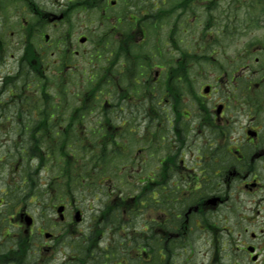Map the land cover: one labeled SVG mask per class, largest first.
<instances>
[{
  "label": "flooded vegetation",
  "instance_id": "af4514ba",
  "mask_svg": "<svg viewBox=\"0 0 264 264\" xmlns=\"http://www.w3.org/2000/svg\"><path fill=\"white\" fill-rule=\"evenodd\" d=\"M192 1L0 0V104L11 96H23L19 99L23 103L21 113H34L29 116L33 123L19 127L17 136L52 139L60 145L63 141L59 135L64 133L71 139L67 146L73 151L90 154L91 148L83 146V141L94 135L100 145L91 153L98 156L87 161H103V166L111 145H122L119 149L125 151L113 156L117 166L126 161L129 165V174L122 175L120 181L132 190L130 226L121 229L130 235L118 238L117 245L123 248L116 252L115 230L102 229L101 233L94 227L93 218L86 236L85 264H190L186 251L201 248L206 254L212 251L201 264H232L234 255L241 258L234 264H264V66L258 67L261 58L264 60V34L258 33L264 25V0H243L244 13H236L234 22V13L229 14V40L244 41L236 46L241 50L235 52L232 61L242 55H256L254 62L247 58L237 73L260 77L252 83L257 89L250 84L235 85L229 93V72L234 71L228 68L220 116L211 93H201L202 99L195 92L194 76L202 72L199 61L186 62L191 58L182 53L167 58L163 67L154 68L148 60L145 65L143 61L138 64L137 43L150 36L149 22L165 19L169 11L176 14L183 10L179 17L194 13ZM209 2L204 3L212 8L214 3ZM191 20L189 16L185 22ZM45 60H53L54 66ZM26 75H34L33 87L41 91L40 97L24 98ZM90 89L107 90L111 97L116 91L143 90L144 94L124 106L119 100L104 98L93 125L84 99L55 98L59 90ZM184 104L196 105L199 120L195 140H203L202 146L189 147L188 154L181 146L168 143L170 136L181 138L184 126L179 118ZM184 112L191 117L190 111ZM223 118L228 145L234 137H239V143L228 146L229 161L219 167L224 160L218 156L213 139ZM28 179L22 172L13 180L18 182L0 188V215L10 206L18 207L8 200L15 192H25ZM13 181L9 177L8 182ZM234 191L247 195H234ZM65 197L70 203L74 201L69 195ZM102 213L101 219L105 217ZM25 214H29L26 207L12 214L14 225L25 236H19L12 248L17 252L3 264H22L17 257L20 252L28 255L25 264H39L46 259L43 254L56 245L58 236L54 234L50 237L53 245L43 244L36 237L44 230L35 229V218L26 230ZM105 233L109 234L108 241L102 242L99 239L102 235L104 240ZM110 234H114L113 240ZM227 249L229 262L225 263ZM9 251L4 253L12 255ZM62 264L70 263L65 260Z\"/></svg>",
  "mask_w": 264,
  "mask_h": 264
},
{
  "label": "rangeland",
  "instance_id": "374dc122",
  "mask_svg": "<svg viewBox=\"0 0 264 264\" xmlns=\"http://www.w3.org/2000/svg\"><path fill=\"white\" fill-rule=\"evenodd\" d=\"M221 1L219 4V7L217 8V11L213 12L214 16H216L217 20L214 21L215 25L212 27H209L207 33L205 25V18H207V12L205 10L197 9L196 13L199 18L200 23L195 24V36L196 38H193L191 35H189L190 39L187 41V47H190V51L193 52L195 50L194 46H201V49L203 45H205V42L210 41V37L218 36L223 39L220 42L219 46H215V51L213 52V55L215 56V61L213 62L214 65L209 67L208 63L201 62L202 72L198 73L197 75H193L196 79L197 86L199 84L208 83L210 84H220V91L218 92L217 98L225 99V91L224 87L226 84V76L225 74H222L223 71L228 68L229 65H236L238 66L240 64L241 66H244L241 59L237 61H231L229 59V56H233L235 52L240 50L239 48L233 47V45L226 47V41H227V35L225 34L224 30L226 26V9L225 4L226 1ZM186 17H181L177 19V27L174 29L171 25L161 26L159 29V23L161 22L160 19H154L149 22V24L152 26L150 28V32L153 31L154 38L151 35L152 32L149 34L152 36H149L147 39L148 45L146 46V49L148 50L150 47L153 46V52L154 54L162 53L160 58L164 59L169 58L170 56L177 57L179 55V47L183 48L185 50H189L187 47L185 48V44L181 42H174L169 37V34H171L173 31H175V34H178L176 32L178 30L179 23L184 20ZM172 20V23L174 24V17L170 18ZM221 23V24H220ZM171 29V30H170ZM159 30V31H158ZM170 30V32H169ZM206 33V37L202 38L201 40H198V38L201 36L200 32ZM159 32V33H158ZM212 33L211 36H209V33ZM264 32V31H263ZM163 37H159V35ZM168 35V36H167ZM171 36V35H170ZM226 36V37H223ZM169 37V38H168ZM198 37V38H197ZM184 37H181L180 40L182 41ZM166 39V40H164ZM139 42V41H138ZM144 42V41H143ZM209 43V42H207ZM209 49V48H208ZM144 51V49H143ZM205 49L201 50V53H204ZM207 53H209V50H207ZM156 63H161L159 61H156ZM219 64V65H218ZM200 74V75H199ZM232 75H229V86H231V79ZM230 90V87H229ZM234 90V88L232 89ZM216 97V96H215ZM213 96V98H215ZM216 98V99H217ZM215 99V100H216ZM20 109V104L17 102H13L10 106L3 107L0 105V125L6 122L7 125H12V127H16L18 124V121L21 120L20 116L17 114L18 110ZM94 114V113H92ZM7 116L10 117V120H7ZM22 120H24L22 118ZM240 122H243L242 118L239 120ZM12 128H7L6 130H11ZM190 126L186 127V131H189ZM12 132V131H10ZM187 144L191 145V147L194 146H202V140H195V138L192 135V132L186 136ZM16 141L15 138H0V153H2L9 145L13 144V142ZM168 143H171L170 139H168ZM229 143H231L229 141ZM172 144V143H171ZM218 146H226L227 140L221 139L217 141ZM38 149V148H37ZM185 153L187 154V150H185ZM72 154V153H71ZM47 153L42 152L41 153V160L39 161L40 167L35 168V164L37 161L31 163L30 161L26 162V169L23 170H17V168H8L0 166V188L5 187V185H13L14 183L18 182V180H15V177H19L20 173L22 171L28 173L31 177L28 179L29 185L31 189L34 192V195H37V199L32 198V196H28V190L23 193H21V196L19 198L18 195H14L9 199L8 201L11 202V205H18V207L10 206L8 209V212L5 213V215L0 219V252H6L9 249H12L16 245V241L19 238L20 235H22V232L18 231V228L14 226V221L10 220V217L13 213H17L18 209L20 207L27 208L28 212H30L35 218H36V227L38 228L40 225L43 226L48 231H51L58 235V240L55 242L56 245H53V241H48L43 233H36V237L41 240L43 244H51L53 245V249L49 252H45L44 258L42 259L39 264H62L65 260L72 261L73 258L75 261H78V258L82 257V246L85 242V237L87 233L89 232V227L92 226V220L93 216H96L99 213L101 202H104L103 195L104 193L101 191V188L98 187V184L94 183V185H91V187L88 185V179L85 175H83L82 170H74L72 171V177L68 175H64V168L67 166L65 160H63V164L61 167L56 165L54 161L52 162V159L54 155H51L50 157H47ZM222 158L224 160L223 164H227L229 161V154L223 153ZM68 172L71 171L68 169ZM68 172H65L69 174ZM10 175V176H9ZM93 176L97 177V173H94ZM10 180L13 182H8ZM108 189V187H105ZM125 189V188H124ZM74 191V200L75 203L73 206H77L83 213V216L85 220L83 222L77 223L74 222L73 225L68 226L67 222H61L58 218V215L55 212L54 207L58 205L59 203L65 202L64 198L60 199L58 197V192L62 193L64 191ZM116 194H120L124 191H119L113 189ZM126 193V192H125ZM25 195V198L23 196ZM234 195H245L242 194L240 191H234ZM249 195H255V193H251ZM257 197V196H256ZM246 198V197H245ZM245 198H241L243 201L248 200ZM254 200V199H249ZM69 212L71 213L72 208L69 207ZM73 217L71 218V220ZM117 220H120L117 218ZM36 228V230H37ZM8 230H10V234H7ZM38 231V230H37ZM126 233H120L115 235V239L117 242H120V239L128 236ZM97 236V233H96ZM109 234L104 235V240L101 239L102 242L108 241ZM114 234H110V239L113 240ZM84 240V241H83ZM94 241V240H93ZM223 248V247H221ZM224 248L226 246L224 245ZM226 257L223 258V261L225 263L229 262V250L226 251ZM234 252H236V249L234 248ZM212 251H209L208 254H206V251L204 253V250L201 249H194L192 251H186V256L190 260V264H201V262H205L209 259V256L211 255ZM13 255V254H12ZM6 257V254H2L0 256L1 258ZM18 257V260L20 263H22L25 259L28 258V255L25 256L23 253L22 257ZM73 257V258H72ZM88 258V256L86 257ZM247 259H243V262H245ZM236 261H241V258L239 256L234 255L231 258V263L234 264ZM0 263L2 264V260H0ZM87 263V262H86ZM70 264H72L70 262Z\"/></svg>",
  "mask_w": 264,
  "mask_h": 264
},
{
  "label": "bare ground",
  "instance_id": "6f19581e",
  "mask_svg": "<svg viewBox=\"0 0 264 264\" xmlns=\"http://www.w3.org/2000/svg\"><path fill=\"white\" fill-rule=\"evenodd\" d=\"M27 190H28V192H27V193H28V196H30V197H31V196H33V195H34V193H33V190H32L30 187H27L26 191H27ZM14 195H18V196H19V198H20V197H22V196H21V194H20L19 192H15V194H14ZM23 236H25V235H23Z\"/></svg>",
  "mask_w": 264,
  "mask_h": 264
},
{
  "label": "water",
  "instance_id": "95a60500",
  "mask_svg": "<svg viewBox=\"0 0 264 264\" xmlns=\"http://www.w3.org/2000/svg\"><path fill=\"white\" fill-rule=\"evenodd\" d=\"M63 210H64V206H60L59 209H58V211L61 212V213H62ZM77 219H79L78 215H77ZM28 224H30V218L28 219Z\"/></svg>",
  "mask_w": 264,
  "mask_h": 264
}]
</instances>
